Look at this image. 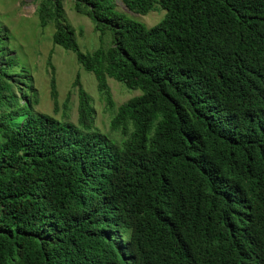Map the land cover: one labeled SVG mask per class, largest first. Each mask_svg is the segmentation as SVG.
<instances>
[{
	"label": "trees",
	"instance_id": "16d2710c",
	"mask_svg": "<svg viewBox=\"0 0 264 264\" xmlns=\"http://www.w3.org/2000/svg\"><path fill=\"white\" fill-rule=\"evenodd\" d=\"M74 0L111 45L83 53L63 0L40 25L113 109L80 86L74 124L38 113L31 71L0 27V264H264V0ZM52 97L57 105L53 84Z\"/></svg>",
	"mask_w": 264,
	"mask_h": 264
},
{
	"label": "rangeland",
	"instance_id": "374dc122",
	"mask_svg": "<svg viewBox=\"0 0 264 264\" xmlns=\"http://www.w3.org/2000/svg\"><path fill=\"white\" fill-rule=\"evenodd\" d=\"M39 0H0V27L8 31V47L17 61L31 71L36 88L37 103L34 109L38 113L51 114L61 120L74 124L79 118V81L80 86L90 95L94 109V127L112 137L118 133L110 130V120L118 105L139 95V91L127 89L122 83L112 78L108 85L115 107L112 109L105 96L100 92L93 73L86 71L77 61L72 51L54 45L52 36L56 31L54 22L46 26L40 25L36 13ZM116 10L132 19L151 27L165 15V10L156 5L147 14H135L129 11L120 0H115ZM66 22L74 28L79 49L83 53H91L99 47L111 45L112 30L107 28L101 36L94 30L91 19L78 13L74 8V0H63ZM55 86L57 105L52 97Z\"/></svg>",
	"mask_w": 264,
	"mask_h": 264
}]
</instances>
